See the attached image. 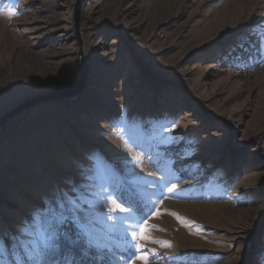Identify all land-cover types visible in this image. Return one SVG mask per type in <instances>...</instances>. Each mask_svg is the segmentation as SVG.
<instances>
[{
	"label": "rangeland",
	"instance_id": "rangeland-1",
	"mask_svg": "<svg viewBox=\"0 0 264 264\" xmlns=\"http://www.w3.org/2000/svg\"><path fill=\"white\" fill-rule=\"evenodd\" d=\"M75 3L0 0V115L77 78ZM79 32L82 91L0 132V235L16 237L0 264H35L57 229L122 264L125 214L102 210L116 188L170 244L146 243L149 264H264V0H81Z\"/></svg>",
	"mask_w": 264,
	"mask_h": 264
},
{
	"label": "snow or ice",
	"instance_id": "snow-or-ice-1",
	"mask_svg": "<svg viewBox=\"0 0 264 264\" xmlns=\"http://www.w3.org/2000/svg\"><path fill=\"white\" fill-rule=\"evenodd\" d=\"M0 14H4L0 12ZM9 18L16 15L14 11L9 10L7 12ZM260 42H264V35L258 36ZM264 51V48L261 49ZM175 127V124L172 125ZM161 131L171 132V129H161ZM149 175H155V173H149ZM176 185L173 184L168 191H174ZM106 191V190H105ZM155 207V205H153ZM106 209L107 213L120 212L124 213L120 217L121 223L125 224V235H130V239L126 241V255L122 258V264H128V261L135 256L136 260L142 262V264H149L151 253H155V249H146V243H160L162 247H170L168 242H161L151 235V230L156 228L155 225H150L145 219L147 213L143 211V208L139 205L138 201L133 195H130L127 190L120 188L114 189L111 193H107L102 197V210ZM159 211L153 212V216H158ZM173 215H176L173 213ZM114 217L108 215V219L112 220ZM179 219V217H177ZM129 229L131 231L129 232ZM159 230V229H158ZM16 237H8L5 241L4 237L0 235V257H6L8 245ZM143 241V243H141ZM85 243L88 247H101L92 240H87ZM80 246L79 236L73 237L67 232H60L58 229L53 232L49 237V241L43 244L39 248H32L30 251L25 252V256L28 260L34 261L35 264H77V257L75 249ZM23 250V245H21ZM83 250V249H82ZM84 251V255H87V251ZM144 253V254H141ZM15 258V254H14Z\"/></svg>",
	"mask_w": 264,
	"mask_h": 264
},
{
	"label": "water",
	"instance_id": "water-1",
	"mask_svg": "<svg viewBox=\"0 0 264 264\" xmlns=\"http://www.w3.org/2000/svg\"><path fill=\"white\" fill-rule=\"evenodd\" d=\"M80 11H81V0H76L74 6V12H73V20H74V29L77 40L76 41V61L78 66L77 78L62 89L53 90L50 92L40 93L27 97L23 101L7 109L5 112H3L0 115V132L12 118L22 113L23 111L29 109L30 107L49 101L71 99L76 97L82 91L86 83L89 63L87 62L84 55L83 41L79 32Z\"/></svg>",
	"mask_w": 264,
	"mask_h": 264
},
{
	"label": "trees",
	"instance_id": "trees-1",
	"mask_svg": "<svg viewBox=\"0 0 264 264\" xmlns=\"http://www.w3.org/2000/svg\"><path fill=\"white\" fill-rule=\"evenodd\" d=\"M126 47H128L129 49V53L130 56L133 58L134 63L137 67V69L139 70V72L142 75H156L154 72H152V70H150V68L148 66H146V64L144 62H142L141 60H139L134 52V49H130L129 48V44L128 42H126ZM190 94V93H189ZM191 95V94H190ZM208 116L212 115L211 113H207ZM262 189L264 190V184L261 185ZM250 253V252H249ZM247 253L245 255V257H249L250 254ZM75 254L77 259L80 261L81 264H97L96 261H92V257L91 256H85L83 253L80 252V248L79 249H75ZM109 264V263H108Z\"/></svg>",
	"mask_w": 264,
	"mask_h": 264
}]
</instances>
